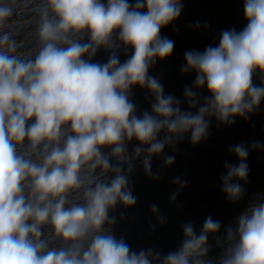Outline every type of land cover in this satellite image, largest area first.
<instances>
[{
	"label": "clouds",
	"instance_id": "9594fccd",
	"mask_svg": "<svg viewBox=\"0 0 264 264\" xmlns=\"http://www.w3.org/2000/svg\"><path fill=\"white\" fill-rule=\"evenodd\" d=\"M242 3L241 30L224 29L217 46L184 53L181 72L195 73L183 90L185 111L149 74L174 51L161 30L179 19L184 0H0V264H264V193L223 238L221 222L208 216L199 233L193 223L182 224L181 244L163 255L152 247L137 252L117 238L111 214L137 204L131 182L137 160L159 180L153 157L165 166L176 159L164 155L166 147L179 151L187 134L198 145L208 139L212 118L232 126L264 102V0ZM190 27L210 25L197 20ZM101 48L110 55L94 62ZM129 49L121 62L120 52ZM136 86L154 97L142 115L131 99ZM250 150L264 144L228 147L239 160L225 161L220 176L231 203L246 194ZM171 182L177 188L169 201L179 207L189 181ZM150 211L160 225L167 222L156 204ZM210 235L221 249L215 262Z\"/></svg>",
	"mask_w": 264,
	"mask_h": 264
}]
</instances>
